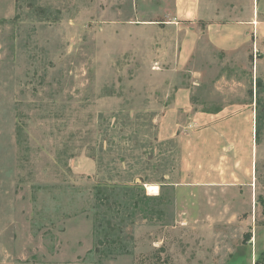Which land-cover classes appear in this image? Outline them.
<instances>
[{
    "label": "rangeland",
    "instance_id": "1",
    "mask_svg": "<svg viewBox=\"0 0 264 264\" xmlns=\"http://www.w3.org/2000/svg\"><path fill=\"white\" fill-rule=\"evenodd\" d=\"M173 4L0 0V264H264V70L203 34L179 69ZM256 79L255 185L183 183L174 91L217 113Z\"/></svg>",
    "mask_w": 264,
    "mask_h": 264
},
{
    "label": "crops",
    "instance_id": "2",
    "mask_svg": "<svg viewBox=\"0 0 264 264\" xmlns=\"http://www.w3.org/2000/svg\"><path fill=\"white\" fill-rule=\"evenodd\" d=\"M221 1L174 0L173 19L184 32L176 58L178 68L197 72L186 67L203 34L207 44L223 54L240 53L248 47L245 51L251 71L264 70V0H240L242 6L225 8ZM251 92V101L204 113L192 111L191 86L174 91L172 103L160 118L158 137L161 141L179 137L183 183L206 187L255 185V86ZM180 113L190 119L181 134L177 123Z\"/></svg>",
    "mask_w": 264,
    "mask_h": 264
},
{
    "label": "bare ground",
    "instance_id": "3",
    "mask_svg": "<svg viewBox=\"0 0 264 264\" xmlns=\"http://www.w3.org/2000/svg\"><path fill=\"white\" fill-rule=\"evenodd\" d=\"M146 188H147V192L148 193H150V194H156V192H157V190H158V188L156 187V186H146Z\"/></svg>",
    "mask_w": 264,
    "mask_h": 264
},
{
    "label": "trees",
    "instance_id": "4",
    "mask_svg": "<svg viewBox=\"0 0 264 264\" xmlns=\"http://www.w3.org/2000/svg\"><path fill=\"white\" fill-rule=\"evenodd\" d=\"M255 87H257L258 86V84H259V80L258 79H256L255 80ZM257 93V92H256ZM255 93V95L257 96V94ZM257 101H258V99H257V97H256V100H255V102L257 103ZM201 112H204V113H216V112H206V111H201ZM262 207H263V209H264V203H263V205H262Z\"/></svg>",
    "mask_w": 264,
    "mask_h": 264
},
{
    "label": "water",
    "instance_id": "5",
    "mask_svg": "<svg viewBox=\"0 0 264 264\" xmlns=\"http://www.w3.org/2000/svg\"><path fill=\"white\" fill-rule=\"evenodd\" d=\"M255 264H259V263H255Z\"/></svg>",
    "mask_w": 264,
    "mask_h": 264
}]
</instances>
